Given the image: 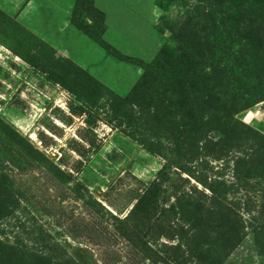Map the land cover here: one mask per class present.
Segmentation results:
<instances>
[{
  "label": "rangeland",
  "instance_id": "1",
  "mask_svg": "<svg viewBox=\"0 0 264 264\" xmlns=\"http://www.w3.org/2000/svg\"><path fill=\"white\" fill-rule=\"evenodd\" d=\"M0 264H264V0H0Z\"/></svg>",
  "mask_w": 264,
  "mask_h": 264
}]
</instances>
